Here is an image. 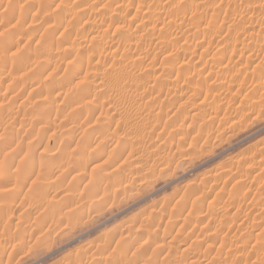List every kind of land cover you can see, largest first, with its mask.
<instances>
[{
  "label": "rangeland",
  "instance_id": "rangeland-1",
  "mask_svg": "<svg viewBox=\"0 0 264 264\" xmlns=\"http://www.w3.org/2000/svg\"><path fill=\"white\" fill-rule=\"evenodd\" d=\"M128 1L0 0V264H264V0Z\"/></svg>",
  "mask_w": 264,
  "mask_h": 264
},
{
  "label": "bare ground",
  "instance_id": "bare-ground-1",
  "mask_svg": "<svg viewBox=\"0 0 264 264\" xmlns=\"http://www.w3.org/2000/svg\"><path fill=\"white\" fill-rule=\"evenodd\" d=\"M121 1H122V0H121ZM123 1H125V0H123ZM129 1H131V0H129ZM129 1H128V2H129ZM194 2H195V1H194ZM203 2H204V1H203ZM205 2H206V1H205ZM190 3H191V1H190ZM199 3H200V2H198L197 5H199ZM130 4H131V3H130ZM168 4H169V3H168ZM168 4H167V5H168ZM191 5H192V3H191ZM191 5H190V6H191ZM80 10H82V9H80ZM152 12H153V11H152ZM137 13H138V12H137ZM143 13H144V12H143ZM134 14H135V13H134ZM144 14H146V12H145ZM144 14H143V16H144ZM148 14H151V13L148 12ZM151 15H152V14H151ZM122 16H123V15H122ZM122 16H121V17H122ZM141 16H142V15H141ZM175 16H176V14H175ZM121 17H120V18H121ZM126 17H127V16H126ZM148 17H149V15H148ZM123 20H124V19H123ZM130 20H132V19H130ZM187 20H189V21H187V22H189L190 24L194 22V21H192L191 18H189V19H187ZM173 21H174V20H173ZM190 21H192V22H190ZM152 22H153V21H152ZM154 22H155V21H154ZM171 22H172V19H171ZM179 22H181V21H179ZM187 22H186V23H187ZM100 23H102V22H100ZM165 23H168V22L165 21ZM173 23L175 24V22H173ZM183 23H184V22H183ZM183 23H182V24H183ZM197 23H198V22H197ZM197 23H193V25H194V24L196 25ZM162 24H164V23H162ZM182 24H181V27H182ZM169 25H170V23H169ZM169 25H168V27H169ZM176 25H177V21H176ZM178 25H179V24H178ZM193 25H192L191 28H193ZM195 25H194V27H197V26H195ZM101 26H102V25H101ZM101 26H100V27H101ZM172 26H173V25H172ZM172 26H170V27H172ZM174 26H175V25H174ZM179 26H180V25H179ZM179 26H178V28H179ZM188 26H189V24H188ZM96 27H97V26H96ZM98 27H99V26H98ZM153 27H154V26H153ZM156 27H157V26H156ZM163 27H164V26H163ZM175 27H177V26H175ZM198 27H199V24H198ZM198 27H197V29H198ZM165 28H166V27H165ZM172 28H173V27H172ZM99 29H100V28H99ZM154 29H155V28H154ZM157 29H159V28H157ZM174 29H175V28H174ZM179 29H180V28H179ZM193 29H194V28H193ZM193 29H192V30H193ZM163 30H164V29H163ZM180 30L182 31V28H181ZM180 30H179V31H180ZM104 31H105V30H104ZM104 31H103V32H104ZM157 31H158V30H157ZM185 31H187V30H185ZM160 32H163V31L161 30ZM182 34H183V33H182ZM199 34H200V33H199ZM180 35H181V34H180ZM160 37H161V36H160ZM157 38H158V37H157ZM155 39H156V38H155ZM161 39H162V38H161ZM156 40H157V39H156ZM158 41H159V40H158ZM221 41H222V40H221ZM157 43H158V42H157ZM162 43H164V44H161V42H160L161 45H165V44H166L165 42H162ZM223 43H224V42H223ZM160 44H158V45H160ZM222 46H224V45H222ZM224 47H226V46H224ZM180 49H181V48H180ZM221 50H222V49H221ZM184 51H185V50H183V52H184ZM186 52H187V51H186ZM189 52H191V51H189ZM214 53H215V52H214ZM193 54H195V53L193 52ZM218 54H220V53H218ZM190 55H192V53H191ZM213 55H214V54H212V57H213ZM249 55H250V54H249ZM192 56H193V55H192ZM218 57H220V55H219ZM215 58H216V57H215ZM251 58H252V57H251ZM251 58H250V59H251ZM153 59H154V58H153ZM219 61H220V60H219ZM189 62H190V61H189ZM149 64H150V63H149ZM218 64H219V63H218ZM180 65H182V64H180ZM186 65H188V64H186ZM150 66H151V65H150ZM150 66H149V68H150ZM183 66H185V65H183ZM125 67H126V66H125ZM125 67H124V68H125ZM185 67H186V66H185ZM192 67H193V66H192ZM223 67H225V66L223 65ZM120 68H121V67H120ZM147 68H148V67H147ZM186 68H187V67H186ZM124 70H125V69H124ZM192 70H193V69H192ZM195 70H196V69H195ZM151 71H152V70H151ZM184 71H185V70H184ZM124 72H125V71H124ZM177 73H178V72H177ZM198 73H200V72H197V74H198ZM212 73H213V72H212ZM178 74H179V73H178ZM193 74H194V76H195V73H193ZM197 74H196V75H197ZM215 74H216V73H215ZM188 75H189V74H188ZM191 76H193V75H191ZM206 77H207V76H206ZM196 78H197V77H196ZM188 79H189V78H188ZM190 79H191V77H190ZM193 79H194V78H193ZM200 79H201V78H200ZM196 80H197V79H196ZM217 80H218V79H217ZM198 81H199V80H198ZM205 81L207 82V80H205ZM119 82H120V80H119ZM192 82H193V81H192ZM200 82H201V80H200ZM202 82H204V80H203ZM208 82H209V81H208ZM219 82H220V81H219ZM211 83H212V82H211ZM213 83H214V82H213ZM156 84H157V82H156ZM221 84H223V83L221 82ZM152 85H153V84H151V86H152ZM187 85H188V84H187ZM190 85H191V83H190ZM190 85H189V86H190ZM205 85H206V84H204V86H205ZM208 85H211V84L209 83ZM154 86H155V85H154ZM159 86H160V85H159ZM159 86H158V87H159ZM193 86H194V85H193ZM212 86H213V84H212ZM116 87H117V86H116ZM202 87H203V86H202ZM209 87H210V86H209ZM220 87H221V86H220ZM142 88H144V87H142ZM195 88L198 89L199 87H195ZM205 88H206V87H205ZM153 89H155V88L153 87ZM156 89H157V88H156ZM158 89H159V88H158ZM191 89H192V87H191ZM151 90H152V89H151ZM187 90H188V89H187ZM135 91H136V90H135ZM141 91H142V90H141ZM141 91H140V92H141ZM160 91H161V90H160ZM190 91H191V90H190ZM194 91H195V89H194ZM138 92H139V91H138ZM143 92H145V91H143ZM143 92H142V94H143ZM199 92H200V91H199ZM206 92H207V91H206ZM145 93H146V92H145ZM151 93H152V91H151ZM190 93H191V92H189V94H190ZM207 93H209V92H207ZM142 94H141V95H142ZM192 94H193V90H192ZM204 94H206V93H204ZM144 95H147V94H144ZM150 95H151V94H150ZM195 95H196V92H195ZM195 95H194V96H195ZM206 95H207V94H206ZM139 96H140V95H139ZM191 96H192V95H191ZM194 96H193V97H194ZM197 96H198V94H197ZM197 96H196V97H197ZM199 96H200V95H199ZM207 96H208V95H207ZM188 97H189V96H188ZM141 98H143V95L141 96ZM152 98H153V96H152ZM132 99H133V98H132ZM148 99H151V98H148ZM153 100H154V99H153ZM210 100H211V99H210ZM149 101L152 102V99L149 100ZM212 101H213V99H212ZM150 102H147V103H150ZM193 102H194V100H193ZM193 102H192V103H193ZM210 103H211V102H210ZM210 103H209V105H210ZM213 103H214V102H213ZM195 105H196V104H195ZM196 106H197V105H196ZM200 106H201V104H200ZM209 107H210V106H209ZM211 107H212V106H211ZM196 108H197V107H196ZM196 108H194V109H196ZM207 108H208V107H207ZM214 108H215V107H214ZM199 109H200V108H199ZM202 109H203V108H202ZM191 110H192V109H191ZM212 110H213V109H212ZM179 111H180V110H179ZM201 111H202V110H201ZM201 111H199V112H201ZM203 111H204V110H203ZM214 111H215V110H214ZM199 112H198V113H199ZM187 115H188V114H187ZM4 130H5V129H4ZM176 131H177V130H176ZM176 131H174V132H176ZM124 139H125V138H124ZM128 139H130V138H128ZM130 140H131V139H130ZM130 140H129V141H130ZM125 141H126V140H125ZM132 160H133V159H132ZM131 162H132V161H131ZM128 164H129V162H128ZM104 175H106V174H104ZM216 175H217V174H216ZM65 193H66V192H65ZM65 196H66V195H65ZM194 201H196V200H194ZM191 202H192V201H191ZM200 202H201L202 204H204V202H202V201H200ZM37 203H38V202H37ZM201 203H199V201H197L196 203L194 202V203H192L193 206H191V207H194V206H195L193 209H195L196 207H198L199 209H201V208H200ZM203 206H204V205H203ZM198 208H197L196 210H198ZM222 209H223V208H222ZM220 210H221V209H220ZM223 210H225V208H224ZM223 210H221V211H223ZM226 211H227V210H226ZM226 211H225V213H224V211H223L224 216L226 215ZM219 212H220V211H219ZM221 213H222V212H221ZM6 214H8V211H7V210H4L3 212L0 211V220H2V219L4 220L5 217H6ZM138 228H139V227H138ZM157 228H158V227H157ZM157 228H155V229L158 230ZM136 230H137V229H136ZM139 231H140V230H139ZM152 232H153V231H152ZM256 234H257V233H256ZM256 234H255V235H256ZM257 236H258V234H257ZM160 245H161V244H160ZM167 248H168V247H167ZM220 250H221V249H220ZM182 251H184V250L182 249ZM222 251H224V250L222 249ZM226 251H228V250H226ZM226 251H224V253H225ZM229 251H230V250H229ZM186 252H187V251H186ZM188 252H189V251H188ZM184 253H185V251H184ZM218 253H221V252H217V254H218ZM228 253L231 254L230 252H228ZM228 253H226V254H228ZM187 254H188V253H187ZM187 254H186V256H187ZM192 254H193V253H192ZM192 254L189 253L190 256H191ZM194 254H195V252H194ZM205 254H206V253H205ZM217 254H216V255H217ZM222 254H223V252H222ZM229 254L227 255L228 257L230 256ZM201 255H203V254H201ZM219 255H220V254H219ZM219 255H217V256H219ZM224 255H225V254H224ZM231 255H233V254H231ZM166 256H167V255H166ZM168 256H169V255H168ZM194 256H196V254H195ZM198 256H200V254H199ZM234 256H235V255H234ZM191 257L193 258V256H191ZM201 257L203 258V256H201ZM204 257H205V255H204ZM206 257H207V256H206ZM232 257H233V256H232ZM235 257H236V256H235ZM235 257H233V258H235ZM202 258H201V259H202ZM219 258L221 259V258H223V257H220V256H219ZM219 258H218V259H219ZM186 259H188V258H186ZM189 259H190V258H189ZM218 259H217V260H218ZM220 259H219V261H220ZM164 260H166V259H164ZM192 260H193V259H192ZM202 260H203V259H202ZM194 261H195V263H198V258H197V262H196V259L193 260V264H194ZM200 261H201V260H200ZM223 261H224V260H223ZM226 261H227V260H225L224 263H226ZM168 262H169V261H168ZM187 262H188V261H187ZM189 262H190V261H189ZM220 262H222V261H220ZM199 263H200V262H199ZM217 263H218V262H217ZM224 263H223V264H224ZM190 264H192V261L190 262Z\"/></svg>",
  "mask_w": 264,
  "mask_h": 264
}]
</instances>
